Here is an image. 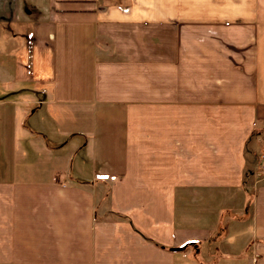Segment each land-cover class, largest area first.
Masks as SVG:
<instances>
[{"label": "crops", "instance_id": "obj_1", "mask_svg": "<svg viewBox=\"0 0 264 264\" xmlns=\"http://www.w3.org/2000/svg\"><path fill=\"white\" fill-rule=\"evenodd\" d=\"M263 138L264 0H0V264H264Z\"/></svg>", "mask_w": 264, "mask_h": 264}, {"label": "rangeland", "instance_id": "obj_2", "mask_svg": "<svg viewBox=\"0 0 264 264\" xmlns=\"http://www.w3.org/2000/svg\"><path fill=\"white\" fill-rule=\"evenodd\" d=\"M99 118L101 119V117H99ZM119 121L120 120H118L116 122L119 123ZM99 123H101V121H99ZM49 138H50V141H54V144L56 143V145L62 141L63 143L61 144V147H65L66 143L69 142V140H71L73 138V142L77 143L79 146L78 158L79 159L84 158L86 160L85 155H84L85 152L83 151V145L85 143L84 137L72 133V134H70V136H67L63 139H59V138L56 139V138H53L51 136ZM53 139H55V140H53ZM84 166L87 167V169H88V171L84 174V176L88 177L86 174L92 173V165L90 166L89 164H87L85 162ZM91 179L93 180V177L89 176L86 183H89L90 181L92 182ZM105 201H107L106 204H108V200L106 199ZM224 209H229V208L224 207ZM229 213H230V211L226 212V214H224V216H223L224 226H226L225 227L226 229L224 230L226 235L222 238L217 236L215 240L209 241V243L204 244V247L200 251V253H201L200 255L203 257V259H205V257L211 255V257L215 258L216 261L222 262L224 260V258H226V257L230 258L234 254L235 255H237V254L243 255L244 253H246L247 243L249 240V234H248L249 222L248 221L247 222L242 221L241 224L236 222L230 226L231 221H230V214ZM239 215H241V213ZM235 224H236V226H235ZM218 232H219V230H218ZM234 234H236V236H237V241H236L237 244L236 243L232 244L233 242H232L231 238H233ZM225 262H223V263H225Z\"/></svg>", "mask_w": 264, "mask_h": 264}, {"label": "built area", "instance_id": "obj_3", "mask_svg": "<svg viewBox=\"0 0 264 264\" xmlns=\"http://www.w3.org/2000/svg\"><path fill=\"white\" fill-rule=\"evenodd\" d=\"M262 159H263V161H264V155L262 156ZM262 171L264 172V164H263V166H262Z\"/></svg>", "mask_w": 264, "mask_h": 264}, {"label": "water", "instance_id": "obj_4", "mask_svg": "<svg viewBox=\"0 0 264 264\" xmlns=\"http://www.w3.org/2000/svg\"><path fill=\"white\" fill-rule=\"evenodd\" d=\"M182 248H174V249H172V250H174V251H179V250H181Z\"/></svg>", "mask_w": 264, "mask_h": 264}]
</instances>
